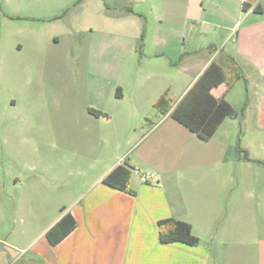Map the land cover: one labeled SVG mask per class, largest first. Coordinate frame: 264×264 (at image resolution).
Masks as SVG:
<instances>
[{
    "label": "crops",
    "instance_id": "obj_1",
    "mask_svg": "<svg viewBox=\"0 0 264 264\" xmlns=\"http://www.w3.org/2000/svg\"><path fill=\"white\" fill-rule=\"evenodd\" d=\"M82 2L85 28L114 36L100 39L98 52L88 56L92 70L84 71L87 99L47 107L54 113L72 111L67 118L71 124L56 120L52 134L54 146L64 151L53 155L54 163L64 165L59 167L63 176L49 169L55 168L52 161L29 168L27 192L18 191V202L12 203L4 194L9 171L0 168V264H264V225L259 223L264 220V201L238 197L227 204L223 197L249 185L248 175L238 176L235 165L247 169L256 165L264 172V0H161L164 15H157L158 25L149 17L158 12L155 0ZM201 16L213 19L211 34L204 32L210 37L207 45L193 38L199 22L191 18ZM117 28L124 29V36ZM202 52L206 54L201 58ZM221 55L234 56L244 74L229 90L222 72L211 80L203 78ZM107 74L111 76L106 78ZM197 81L214 95H225L239 110L246 104L208 140L170 115ZM241 81L246 88L238 90L239 103L231 96ZM164 94L171 96L174 107L161 115L154 104ZM113 122L117 131L108 127ZM239 123L242 129L248 125L256 131L257 153L244 143ZM123 129L129 131L127 141L135 138L134 144L112 154L121 147ZM184 142L192 147L184 150ZM125 161L133 167L134 193L103 182ZM144 170L157 175L145 182ZM183 170V185L175 179L164 183L165 173ZM12 179L22 184L19 175ZM62 179L68 181L63 191L53 192V183ZM59 201L64 211L52 209ZM66 215L72 216L74 225L53 245L46 232ZM16 217L24 226L12 236L6 219ZM170 217L190 222L199 243H162L158 222Z\"/></svg>",
    "mask_w": 264,
    "mask_h": 264
},
{
    "label": "rangeland",
    "instance_id": "obj_2",
    "mask_svg": "<svg viewBox=\"0 0 264 264\" xmlns=\"http://www.w3.org/2000/svg\"><path fill=\"white\" fill-rule=\"evenodd\" d=\"M82 1L0 0V168H7L9 171L4 194L12 203L18 202V191L24 189L27 192L24 185L30 180L29 168L46 167L47 162L52 161L55 168L49 169L63 176L59 167L64 165L60 161L54 163L53 155L56 152L63 155L64 151L58 145L54 146L52 134L56 131V120L66 119L65 126L71 124L72 120L67 118L72 116V111L68 108L54 113L47 107H51L56 102L71 104L84 102L87 99L84 71L86 67L92 70L88 56L98 52L97 42L100 39L114 36L102 32L100 28L94 30L85 28L81 23ZM155 2L158 5V12L154 14L152 12L149 17L151 23L153 21L158 25L157 15L163 14V5L161 0ZM207 17L209 16L191 18L199 22L193 38L206 41V45L209 44L210 37L204 32L208 31L211 34L214 28L213 19ZM72 23L74 28L71 27ZM117 31L124 36L123 28L120 31L117 28ZM142 34L139 36L141 39ZM186 37L189 39V33ZM204 54L206 53L202 52L201 58ZM109 65L107 64V68L110 72ZM195 71L196 69H193L186 80L190 79ZM107 75L106 78L111 76ZM242 86L246 88L243 81L231 96L235 101H240L239 103L242 102L241 97L239 100L238 90L239 88L241 90ZM180 87L181 85L176 87L170 95L173 96ZM247 112L250 114L253 111L249 108ZM153 114H156V110H153ZM112 124L108 127H113V130L117 131V126L114 122ZM146 127H149V123L145 124V129ZM238 133L244 136V143L253 153H257L256 131L252 130V126L244 125L242 129L239 123ZM126 135H129V131L123 129L121 137L118 138L121 147L113 149L112 154H117L126 147L129 149L134 144L135 138L127 141ZM191 147L192 144L184 142V150ZM251 166L248 169L241 164L233 167L238 176L248 175L249 185L242 189L234 188L229 194H225L223 197L227 204L238 197L250 199V202L258 199L264 201V172L261 173L263 168ZM146 172L147 170L143 171ZM13 174L19 175L22 184L14 183ZM152 174L157 175V173ZM185 176V170L167 172L163 176V181L168 185L175 179L180 186L184 184L182 180ZM67 182L66 179L56 180L52 185V191L60 194L64 189V183ZM45 183L43 177L41 187L43 196L46 195ZM62 207L63 204L59 201V204L52 206V209L59 211ZM44 208L45 206L42 208L43 212ZM40 221L42 227L44 221ZM29 223L27 219L26 226ZM259 223L264 225V220ZM23 226L18 217L15 220L6 219V230L8 229L12 236H16Z\"/></svg>",
    "mask_w": 264,
    "mask_h": 264
},
{
    "label": "trees",
    "instance_id": "obj_3",
    "mask_svg": "<svg viewBox=\"0 0 264 264\" xmlns=\"http://www.w3.org/2000/svg\"><path fill=\"white\" fill-rule=\"evenodd\" d=\"M258 9L262 8L258 7ZM143 40L144 34H142ZM220 72L225 75L227 90L232 88L244 76L243 71L232 55H221L219 61L213 62L206 69L203 78L211 80ZM154 107L158 113L165 115L174 107V101L167 94H164L157 100ZM245 107L246 104L240 110L237 109L225 98V95L218 97L202 81H197L176 104L170 115L200 138L208 140L214 136L227 117H237L244 111ZM92 111L96 115L101 114L98 110L92 109ZM244 157L248 158L246 151ZM132 170L133 167L125 161L110 171L104 177L103 182L113 188L134 193L135 191L131 188ZM65 209L66 207L63 206L61 211ZM68 221L71 223L66 226ZM73 225L72 216L66 215L62 221H58L48 229L46 237L51 244H58L65 238ZM158 226L162 243L181 241L195 245L200 241V238L193 232L192 224L188 221L170 217L159 220Z\"/></svg>",
    "mask_w": 264,
    "mask_h": 264
},
{
    "label": "built area",
    "instance_id": "obj_4",
    "mask_svg": "<svg viewBox=\"0 0 264 264\" xmlns=\"http://www.w3.org/2000/svg\"><path fill=\"white\" fill-rule=\"evenodd\" d=\"M156 175L152 173H143L142 178L145 182H148L149 180L155 178Z\"/></svg>",
    "mask_w": 264,
    "mask_h": 264
}]
</instances>
